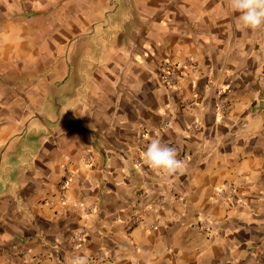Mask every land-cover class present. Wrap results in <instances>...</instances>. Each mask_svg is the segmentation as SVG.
Returning <instances> with one entry per match:
<instances>
[{
    "label": "crops",
    "instance_id": "obj_1",
    "mask_svg": "<svg viewBox=\"0 0 264 264\" xmlns=\"http://www.w3.org/2000/svg\"><path fill=\"white\" fill-rule=\"evenodd\" d=\"M230 5L0 0V264H264V28ZM153 138L178 173L144 164Z\"/></svg>",
    "mask_w": 264,
    "mask_h": 264
},
{
    "label": "clouds",
    "instance_id": "obj_2",
    "mask_svg": "<svg viewBox=\"0 0 264 264\" xmlns=\"http://www.w3.org/2000/svg\"><path fill=\"white\" fill-rule=\"evenodd\" d=\"M231 9L239 12V21L246 29L264 28V0H231ZM144 164L166 176L180 171L184 166L177 158V150L153 138L144 150ZM73 264H88V258L77 255Z\"/></svg>",
    "mask_w": 264,
    "mask_h": 264
},
{
    "label": "built area",
    "instance_id": "obj_3",
    "mask_svg": "<svg viewBox=\"0 0 264 264\" xmlns=\"http://www.w3.org/2000/svg\"><path fill=\"white\" fill-rule=\"evenodd\" d=\"M190 58H187L185 63L182 65H177L175 63L170 62L168 59H163L158 67V75L159 78L165 86L168 87H174L178 84L179 78L182 76L180 69L186 67L190 63ZM219 95H222L223 91L222 89L217 90ZM217 108L220 109L222 112H227L229 109V104L225 99H220ZM168 125L167 122L163 123V127H166ZM68 180L69 177H64L61 179L57 185H56V190L58 193V200L60 202L65 201V191L68 186ZM229 198H231L232 201L237 202V195H236V189L233 186L229 187ZM49 203H52L53 200H49ZM140 220L139 216H134L130 219V221L127 223L126 227L127 229H131V227L136 224ZM83 241V235L82 232H76L72 236V248L78 249L81 247V243ZM27 256V250H22L20 253V257L24 260ZM111 261L110 256L103 252V251H98L97 253L91 255L88 257V264H107L108 262Z\"/></svg>",
    "mask_w": 264,
    "mask_h": 264
}]
</instances>
